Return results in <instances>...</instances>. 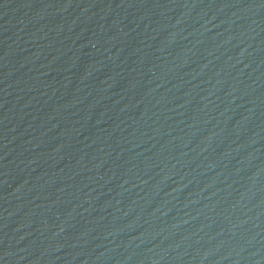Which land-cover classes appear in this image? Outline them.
I'll return each mask as SVG.
<instances>
[{"label": "water", "instance_id": "water-1", "mask_svg": "<svg viewBox=\"0 0 264 264\" xmlns=\"http://www.w3.org/2000/svg\"><path fill=\"white\" fill-rule=\"evenodd\" d=\"M0 264H264V0H0Z\"/></svg>", "mask_w": 264, "mask_h": 264}]
</instances>
